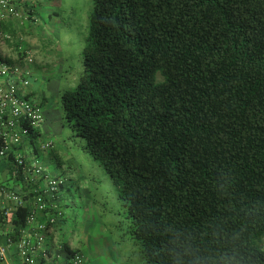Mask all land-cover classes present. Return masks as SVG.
Masks as SVG:
<instances>
[{
    "label": "trees",
    "instance_id": "16d2710c",
    "mask_svg": "<svg viewBox=\"0 0 264 264\" xmlns=\"http://www.w3.org/2000/svg\"><path fill=\"white\" fill-rule=\"evenodd\" d=\"M60 100L148 264H264V0H93L83 73Z\"/></svg>",
    "mask_w": 264,
    "mask_h": 264
},
{
    "label": "rangeland",
    "instance_id": "374dc122",
    "mask_svg": "<svg viewBox=\"0 0 264 264\" xmlns=\"http://www.w3.org/2000/svg\"><path fill=\"white\" fill-rule=\"evenodd\" d=\"M92 10L93 0H39L33 18L18 27L22 39H15L32 51L39 88L48 98L41 141L52 145L45 151L39 143L35 147L44 171L63 182L54 201L60 242L78 249L82 264H148L133 235L127 201L100 161L86 150V141L64 119L60 96L74 89L83 73ZM260 246L264 248V238Z\"/></svg>",
    "mask_w": 264,
    "mask_h": 264
},
{
    "label": "built area",
    "instance_id": "2783aa9c",
    "mask_svg": "<svg viewBox=\"0 0 264 264\" xmlns=\"http://www.w3.org/2000/svg\"><path fill=\"white\" fill-rule=\"evenodd\" d=\"M38 1L0 0V160L9 161L11 155L15 157L16 166L12 174L16 180L19 176L24 177L30 202L26 228L21 231L20 240L13 242L9 239L6 247L0 246V260L7 259L8 252L13 248L20 264H42L46 258V245L56 225L55 216L48 215L50 209H53L50 203L63 185L57 177L45 172L37 159H31L32 154L28 153V150L34 149L35 142L30 138L32 130H39L45 123L41 103L29 98L35 57L30 49L24 50L17 43L16 37L5 30L7 23L15 30L17 25L20 27L25 20L28 21ZM16 43L18 55L20 52L22 57L18 63L10 64L4 53L11 44ZM51 145L49 142H41V149L45 151ZM1 195L12 201L16 210L23 204V195L0 189ZM82 263L81 255L73 257L72 264Z\"/></svg>",
    "mask_w": 264,
    "mask_h": 264
},
{
    "label": "crops",
    "instance_id": "0c3cea01",
    "mask_svg": "<svg viewBox=\"0 0 264 264\" xmlns=\"http://www.w3.org/2000/svg\"><path fill=\"white\" fill-rule=\"evenodd\" d=\"M25 6L26 5H24L23 7L25 8ZM18 27L19 26L17 25L14 30L12 25L10 23H7L5 25V30L9 32L12 36L19 37V39L21 40L22 39L21 34L19 36V33H17L19 30ZM36 37L37 36L33 35V38H36ZM33 38L29 36L31 43L34 44ZM10 51H14V53L10 54ZM4 54L7 56L8 60L12 61L13 63H18L19 62L18 59L22 57L18 55L15 45H12V44L5 50ZM37 63L38 62L35 61L34 66H37ZM38 67L45 68L44 66L43 67L39 66V64H38ZM32 77H33V84H35L36 87L32 86V88L30 89V92H29L30 97L31 95L33 96V98L37 97V101L41 103V98L39 97H42V95H45L46 92L42 93L43 91L40 90L39 88V84L37 82V79H39V76L37 75L36 71H34V67L32 70ZM47 90H48V87H47ZM42 137H43V133L41 132V137L38 141L39 145L42 142L41 141ZM30 154H32L31 159L33 160L37 159L36 161H38L40 164V161H39L40 156L38 154L37 147H35L32 150V152H30ZM12 172H13V168L10 167V162L7 160H0V189H4L6 190V192L9 191V192H15V193H17V190H18L19 192H21V193H17L19 195H23V193L26 191L28 193V189H26L27 187L24 188L22 185L17 186L16 178H14ZM54 201L55 200H53V202ZM53 202H51L50 204L52 205L54 209L56 205H55V202L54 203ZM16 211H17L16 205L12 201L8 200L6 196L3 197L1 195L0 196V214H1L0 215V246L1 247H6L7 245V242L9 240L8 234L12 231L11 223L15 217ZM65 244L68 245V247L72 251H76L77 254H80L78 249L73 248L71 244L61 243L60 240L58 239L57 228L53 227L51 230L50 236H49L48 244L46 245L47 256L43 260L44 262L42 264H67L68 262L71 263L72 257L68 255V253L66 252ZM0 264H20V261L17 255L15 254L13 248L8 252L7 259L2 260V261L0 260Z\"/></svg>",
    "mask_w": 264,
    "mask_h": 264
}]
</instances>
